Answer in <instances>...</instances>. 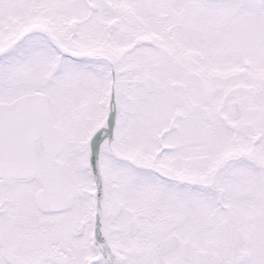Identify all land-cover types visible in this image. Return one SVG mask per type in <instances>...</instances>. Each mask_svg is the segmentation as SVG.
Instances as JSON below:
<instances>
[{
    "label": "snow or ice",
    "instance_id": "obj_1",
    "mask_svg": "<svg viewBox=\"0 0 264 264\" xmlns=\"http://www.w3.org/2000/svg\"><path fill=\"white\" fill-rule=\"evenodd\" d=\"M0 264H264V0H0Z\"/></svg>",
    "mask_w": 264,
    "mask_h": 264
}]
</instances>
